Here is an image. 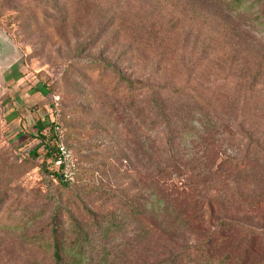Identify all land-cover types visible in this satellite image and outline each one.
Wrapping results in <instances>:
<instances>
[{
  "label": "rangeland",
  "instance_id": "1",
  "mask_svg": "<svg viewBox=\"0 0 264 264\" xmlns=\"http://www.w3.org/2000/svg\"><path fill=\"white\" fill-rule=\"evenodd\" d=\"M49 1L0 0V194L6 195L0 264H53L36 241L42 232L48 240L46 196L59 192L49 190L40 175V122L54 128L59 123L74 162L73 180L81 186L80 196L64 198L83 230L67 217L63 240L76 247L72 259L76 252L79 264H164V247L140 243L139 226L115 212L99 189L139 198L138 174L147 179L153 173L168 189L183 191L193 172L181 162L157 171L149 155L139 154L132 117L96 84L98 73L83 68V60L102 56L124 75L156 85L180 86L192 68V79L204 87L221 83L227 90H245L241 74L264 72L260 9L232 10L212 0H65L51 3V23L22 24L30 8ZM23 13L21 19L8 18ZM61 13L64 28L56 26ZM150 32L159 33L160 45L151 41L145 49L135 42ZM149 130L143 136L147 151L156 137Z\"/></svg>",
  "mask_w": 264,
  "mask_h": 264
},
{
  "label": "trees",
  "instance_id": "2",
  "mask_svg": "<svg viewBox=\"0 0 264 264\" xmlns=\"http://www.w3.org/2000/svg\"><path fill=\"white\" fill-rule=\"evenodd\" d=\"M212 1L224 2L232 10L259 8L264 19V0ZM51 3L57 6L65 0L33 6L22 24L29 19L35 25L51 23L56 8ZM24 14L8 18L21 19ZM66 23L61 13L56 26L64 28ZM159 37L150 32L148 39L135 42L150 49L152 43L160 45ZM83 61V68L98 73L96 84L120 100L123 115L132 117L128 121L136 128L139 154L149 155L157 171L163 164L181 162L193 172L191 185L183 191L168 189L153 173L147 179L138 174L139 198L99 189L115 212L139 226L140 243H153L154 250L164 247L159 254L165 256L164 264H264V72H244L241 78L246 83L240 87L245 90L237 86L227 90L229 86L221 83L204 87L192 79V68L184 71L182 85L170 86L124 75L102 56ZM48 127L40 122L38 128L44 145L40 175L49 190L56 187L59 192L46 196L48 240L42 232L36 241L42 251L51 253L53 264H79L76 252L72 259L76 247L64 244L63 237L67 217L83 233L64 202L65 197L80 196L81 186L56 167L55 128L46 131ZM147 127L156 135L148 151L143 137ZM5 200L6 195L0 194V212Z\"/></svg>",
  "mask_w": 264,
  "mask_h": 264
},
{
  "label": "built area",
  "instance_id": "3",
  "mask_svg": "<svg viewBox=\"0 0 264 264\" xmlns=\"http://www.w3.org/2000/svg\"><path fill=\"white\" fill-rule=\"evenodd\" d=\"M55 123V132L57 135L56 148L58 151V158L55 162L56 167L60 168L63 173V177L68 180H73L74 172V162L72 156L68 151L67 147L63 141L62 130L59 127V123Z\"/></svg>",
  "mask_w": 264,
  "mask_h": 264
},
{
  "label": "water",
  "instance_id": "4",
  "mask_svg": "<svg viewBox=\"0 0 264 264\" xmlns=\"http://www.w3.org/2000/svg\"><path fill=\"white\" fill-rule=\"evenodd\" d=\"M3 51V47L2 46H0V52H2Z\"/></svg>",
  "mask_w": 264,
  "mask_h": 264
}]
</instances>
